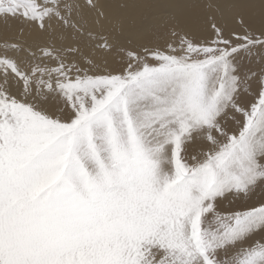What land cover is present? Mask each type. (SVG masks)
<instances>
[{"label":"snow or ice","instance_id":"obj_1","mask_svg":"<svg viewBox=\"0 0 264 264\" xmlns=\"http://www.w3.org/2000/svg\"><path fill=\"white\" fill-rule=\"evenodd\" d=\"M0 22V264H264V0Z\"/></svg>","mask_w":264,"mask_h":264},{"label":"bare ground","instance_id":"obj_2","mask_svg":"<svg viewBox=\"0 0 264 264\" xmlns=\"http://www.w3.org/2000/svg\"><path fill=\"white\" fill-rule=\"evenodd\" d=\"M15 24H13L12 28H7L2 22H0V39H2L5 36H10L13 34L15 30Z\"/></svg>","mask_w":264,"mask_h":264}]
</instances>
